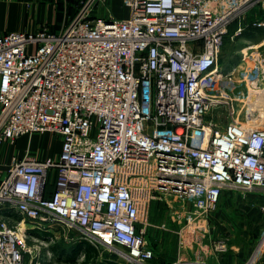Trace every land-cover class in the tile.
I'll return each instance as SVG.
<instances>
[{"label": "built area", "instance_id": "1", "mask_svg": "<svg viewBox=\"0 0 264 264\" xmlns=\"http://www.w3.org/2000/svg\"><path fill=\"white\" fill-rule=\"evenodd\" d=\"M106 1L83 0L58 33L0 35V146L61 138L56 157L13 159L0 182V264H38L29 240L43 229L74 231L111 262L154 264L147 233L167 229L151 224L153 203L192 228L224 191L264 201V38L238 80L220 66L231 24L239 35L240 16L264 0H117L126 18H91ZM263 249L264 228L245 264Z\"/></svg>", "mask_w": 264, "mask_h": 264}, {"label": "rangeland", "instance_id": "2", "mask_svg": "<svg viewBox=\"0 0 264 264\" xmlns=\"http://www.w3.org/2000/svg\"><path fill=\"white\" fill-rule=\"evenodd\" d=\"M82 4L83 0H75V2H72L71 6H69L70 9L73 8L76 10L75 16L79 13ZM43 11V16L39 15L38 18L36 15L33 16V13L30 15L31 20H38V22L36 21L37 26L39 22H41L40 26L44 27L46 26L44 24L48 21L47 10L43 9ZM109 13H111L114 18L124 19L128 16V9L117 0H107L105 5L100 4L95 7L90 17H107V14ZM75 16L66 22L63 27H67L74 20ZM254 17L264 19V3L255 6L240 16L242 32L239 33V35H235V30L238 27L237 22H233L230 26L220 55V66L227 70V72L239 62L242 56L241 52L247 45L261 44L263 41L264 34H261L260 32L250 34V31L246 28L250 25ZM248 52L251 54L253 51L251 50ZM243 67L244 69L246 68V66ZM248 67L251 66L248 65ZM234 78H241L240 74H235ZM215 120L223 129L227 118L226 115H224ZM46 133L47 134H40H44L45 136L41 140L36 139V142L33 141L32 145L31 142H29V146L32 149L31 152L36 151L35 154L38 156L39 154H42L41 152H46V154L49 153L51 156H55L58 153L61 138L58 135L48 132ZM49 187L53 188V186ZM246 199H248V197H243L237 192L224 191L221 195L216 211L212 215H209L207 219H202V221L198 222V224L192 228L185 227L183 222L181 223L172 219L168 214V206L163 201L153 203L150 209L151 224H164L167 230L160 232L158 230L156 231V229H149L147 233V241L150 246L152 243H179V240L182 241V243H214L218 239H226L227 243H258L264 228V222L259 229L258 234L255 235L253 229L256 226V223L251 221L253 216H250V214L248 216L239 210L234 211L235 208H243L245 203L249 206L250 202ZM251 207L252 209H255L254 205H251ZM251 207L249 206V208ZM188 231H190V233H188ZM53 232L55 231L53 230ZM179 232L181 233L180 235H178ZM52 234L53 233L47 232L43 229L39 231L40 237L37 243H32V240H29V245L34 244L35 251L37 249L39 251L38 264H82V255H78L77 258H72V254L69 252V250L75 246L74 242L78 241L71 240L73 236L76 235L75 232L70 231L64 234L60 233L58 236ZM50 236L52 238L53 236H56V238L50 240L52 239L49 238ZM95 251V264H118L117 262H111L112 256L105 248L100 247L98 251ZM162 252L165 255H169L167 254L168 250ZM26 264L29 263L26 262ZM89 264H91V261Z\"/></svg>", "mask_w": 264, "mask_h": 264}, {"label": "crops", "instance_id": "3", "mask_svg": "<svg viewBox=\"0 0 264 264\" xmlns=\"http://www.w3.org/2000/svg\"><path fill=\"white\" fill-rule=\"evenodd\" d=\"M72 2L74 3L75 0H0V35L11 32L33 33L37 31L41 27V22H39L37 26L36 21L38 22V20H31L30 15L33 13V16L36 15L37 18L39 15L43 16V9H46L48 13V21H45L46 23L44 25L46 26L44 27H46L50 32L58 33L60 30L65 28L63 25L76 14L75 9L69 8ZM224 71L227 70L224 69ZM44 134L22 136L19 137L12 145L6 144L0 146V182L5 177L7 169L13 159H22L26 154H28L32 157H36L37 159L44 160L47 158H54L60 153L61 141L58 153L55 156H51L49 153L46 154V152H41L42 154H39L38 156L35 154L36 151L31 152L32 149L29 146V142H31L32 145L33 141H37L36 139H43L45 136ZM49 190L51 192L52 187H50ZM246 200H249V206L251 207V205H254L255 209H252V207L249 208L247 203L244 201L245 206L243 208L238 207L239 209L235 208L234 211L239 210L248 216L249 214L250 216H253L251 221L256 223L253 230L255 235H257L259 229L263 225L264 214H261L256 208L263 204L264 201L262 199H254L251 201L249 197ZM0 215H6V211L4 209H0ZM11 219L17 221L19 218L17 215H13ZM160 232L162 231L160 230ZM180 234L178 233V235ZM211 245L212 243H182L180 240L179 243H152L151 246L149 244V246L153 248L151 249L154 252V260L152 261L154 264H164L176 259L205 261L209 264H243L247 263L251 259L258 247V243H228L227 251L217 254L213 251ZM167 250V254L169 255H165L162 252H166ZM72 251V249L69 250L71 253ZM78 255L83 256V253H72L71 257L77 258ZM256 264H264V251L257 260Z\"/></svg>", "mask_w": 264, "mask_h": 264}, {"label": "trees", "instance_id": "4", "mask_svg": "<svg viewBox=\"0 0 264 264\" xmlns=\"http://www.w3.org/2000/svg\"><path fill=\"white\" fill-rule=\"evenodd\" d=\"M246 28H248V31H250V34H253L254 32H260L261 34H264V29L263 28H257L251 25L247 26ZM245 30V29H244ZM251 199V201H253L254 199H260V198H253V197H249ZM220 202V201H219ZM72 253H83V262L82 264H89V262L91 261V264H95V260H96V256H95V250L92 246H90L88 243H86L85 241H81L80 243H76L75 246L72 248ZM71 253V254H72ZM172 262V261H171ZM170 262H166L164 264H167ZM99 264V263H97Z\"/></svg>", "mask_w": 264, "mask_h": 264}, {"label": "bare ground", "instance_id": "5", "mask_svg": "<svg viewBox=\"0 0 264 264\" xmlns=\"http://www.w3.org/2000/svg\"><path fill=\"white\" fill-rule=\"evenodd\" d=\"M262 43V42H261ZM260 45H263V44H253V45H247L245 48H244V50L241 52L242 53V56H241V59L239 60V62L235 65V66H233L232 67V69H230V71H225V73H227V74H235V73H237V71L242 67L241 65H244V63H248L249 61H248V55H249V52L248 51H251V50H254V49H257ZM240 61H243L242 63L243 64H241L240 65ZM238 65H240V66H238ZM219 79H221V77H223V75L221 74L220 76H217ZM236 80H238V78L236 79Z\"/></svg>", "mask_w": 264, "mask_h": 264}]
</instances>
